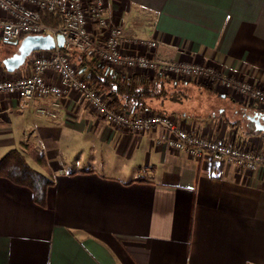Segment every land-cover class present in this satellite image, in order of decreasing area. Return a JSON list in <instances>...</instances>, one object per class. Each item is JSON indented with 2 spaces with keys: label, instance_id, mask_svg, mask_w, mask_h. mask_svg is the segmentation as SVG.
<instances>
[{
  "label": "crops",
  "instance_id": "1",
  "mask_svg": "<svg viewBox=\"0 0 264 264\" xmlns=\"http://www.w3.org/2000/svg\"><path fill=\"white\" fill-rule=\"evenodd\" d=\"M105 16L133 40L158 43L125 45L129 52L210 64L264 87V0H106ZM30 72L0 60L2 78ZM169 79L179 98L154 99L148 111L264 152L254 121L261 104L200 79ZM50 104L0 95V159L34 146L47 166L29 163L53 180L41 205L0 176V264H264V168L192 156L158 142L160 126H112L76 90L53 107L56 117L37 111Z\"/></svg>",
  "mask_w": 264,
  "mask_h": 264
},
{
  "label": "built area",
  "instance_id": "2",
  "mask_svg": "<svg viewBox=\"0 0 264 264\" xmlns=\"http://www.w3.org/2000/svg\"><path fill=\"white\" fill-rule=\"evenodd\" d=\"M44 12L59 15L63 23L60 26L48 24L43 18ZM105 12L106 0H0V39L3 42L20 43L25 36L37 34L56 37L61 33L65 37L63 47L36 51L29 56L30 73L0 77V95H17L28 100L51 98L49 106H40L37 111L46 117H56L53 107H58L69 91L76 90L112 126L135 132L160 126L163 132L158 142H166L192 156H208L248 171L264 168V152L189 132L173 115L154 111L132 115L111 107L106 93L80 71L71 50L89 52L112 69H138L169 78L200 79L215 89L241 94L263 108L264 87L249 78L229 76L210 64L129 52L125 45L138 43L154 49L158 43L153 39L133 40L126 35L124 25L110 23ZM50 72L55 80L49 76Z\"/></svg>",
  "mask_w": 264,
  "mask_h": 264
},
{
  "label": "trees",
  "instance_id": "3",
  "mask_svg": "<svg viewBox=\"0 0 264 264\" xmlns=\"http://www.w3.org/2000/svg\"><path fill=\"white\" fill-rule=\"evenodd\" d=\"M43 18L53 26H60L63 23L59 15L50 12H44ZM70 52L80 71L95 87L106 93L109 104L113 108H120L126 113L137 115L151 110L153 108L151 102L154 99L179 98L176 97L178 93L170 92L167 89L166 85L171 81L167 77L137 73L121 74L115 69L99 64L97 58L89 52L76 49ZM258 132L264 135L262 131ZM28 157L46 169L47 159L44 152L34 146L26 145L25 152L22 149L14 148L0 159V176L29 187L33 191L34 200L38 204L45 205L47 190L53 184V180L43 171L33 167L29 163Z\"/></svg>",
  "mask_w": 264,
  "mask_h": 264
},
{
  "label": "water",
  "instance_id": "4",
  "mask_svg": "<svg viewBox=\"0 0 264 264\" xmlns=\"http://www.w3.org/2000/svg\"><path fill=\"white\" fill-rule=\"evenodd\" d=\"M65 37L63 34H58L56 37L52 34H37L25 36L16 53L5 57L2 63L7 71L14 72L21 68L27 61L28 57L35 51L51 50L56 46L63 47ZM256 129L264 133V114L254 118Z\"/></svg>",
  "mask_w": 264,
  "mask_h": 264
},
{
  "label": "rangeland",
  "instance_id": "5",
  "mask_svg": "<svg viewBox=\"0 0 264 264\" xmlns=\"http://www.w3.org/2000/svg\"><path fill=\"white\" fill-rule=\"evenodd\" d=\"M19 44L20 43H6L0 39V60H3L5 57L16 53L19 49ZM27 63H28V60L26 61V63L24 65H26ZM24 65L21 68H23ZM21 68H19V69H21ZM19 69H17V70H19ZM159 108H161L162 110H168L167 107L161 106Z\"/></svg>",
  "mask_w": 264,
  "mask_h": 264
}]
</instances>
